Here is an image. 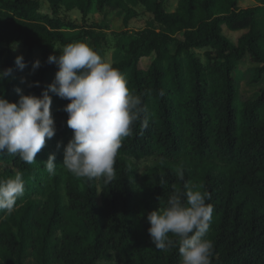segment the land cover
<instances>
[{
  "label": "trees",
  "instance_id": "obj_1",
  "mask_svg": "<svg viewBox=\"0 0 264 264\" xmlns=\"http://www.w3.org/2000/svg\"><path fill=\"white\" fill-rule=\"evenodd\" d=\"M43 1L49 13L39 0H0V71L13 69L0 82V97L17 102V88L39 97L58 71L48 57L59 56L69 43L89 40L106 60L108 26L85 23L95 3L99 12L122 14L125 27L140 13L150 16L142 30L113 34L111 55L130 91L141 96L148 126L141 130L137 122L123 139L111 181L77 178L63 167L73 136L63 111L70 101L49 93L56 134L35 162L0 154V179L20 172L25 182L14 209L0 211V264L29 258L34 264H182L178 248L152 245L146 216L165 207L186 182L211 194V264H264V88L250 99L236 77L248 59L254 66L243 74L246 83L264 78V0L247 9L238 0H178L173 12L166 11L165 0ZM73 10L82 24L60 16ZM222 26L249 30L232 44ZM14 41L27 51L23 71L9 47ZM34 50L41 62L36 72ZM35 82L40 86L29 87ZM52 154L55 175L44 165ZM145 158L156 164L138 184L131 159Z\"/></svg>",
  "mask_w": 264,
  "mask_h": 264
},
{
  "label": "clouds",
  "instance_id": "obj_2",
  "mask_svg": "<svg viewBox=\"0 0 264 264\" xmlns=\"http://www.w3.org/2000/svg\"><path fill=\"white\" fill-rule=\"evenodd\" d=\"M19 41L9 47L16 51ZM15 66L23 71L27 64L22 55L17 56ZM48 63L58 67L54 81L39 97L15 91L19 100L15 103L0 97V154L18 155L26 163L45 146L46 139L56 134L51 114L52 96L69 100L63 111L68 114L67 126L73 136L64 147L63 167L77 178L114 177L115 158L124 138L132 134L139 122L146 129L148 120L142 114V99L134 95L128 80L112 63L87 42H73L62 47L60 55H50ZM36 60L32 71L39 69ZM13 69L0 71V82L12 76ZM24 79L21 83H24ZM39 87V82L29 87ZM163 94V93H161ZM61 147L57 144V149ZM56 157L49 155L44 163L47 172L55 175ZM181 179L183 177L181 176ZM25 182L17 172L13 177L0 179V211L11 212L17 200L23 196ZM211 194L186 182L183 190L174 191L166 206L149 212L148 234L152 245L166 251L178 248L182 264H211L213 244L206 238L213 216ZM172 237H175L173 239Z\"/></svg>",
  "mask_w": 264,
  "mask_h": 264
},
{
  "label": "rangeland",
  "instance_id": "obj_3",
  "mask_svg": "<svg viewBox=\"0 0 264 264\" xmlns=\"http://www.w3.org/2000/svg\"><path fill=\"white\" fill-rule=\"evenodd\" d=\"M261 0H238L239 7L241 9H247L254 6H259ZM41 9L43 13H49L50 8L49 5L43 1L39 0ZM178 0H165V8L167 12H173L176 8ZM141 12V11H140ZM60 16L66 20V22H77L79 24H82L81 15L77 10H73L70 12H61ZM151 22L150 16L148 14L140 13L139 16L133 20H131L128 25L125 27L123 24V15L119 14L116 15L115 13H112L108 10H103L99 12L96 9L95 3L92 4L91 8L88 11L87 18L85 19V23L90 25L92 23L95 24H104L108 26V30L104 31V35H106V39L108 41V45L105 47V58L110 63H113L111 55H112V47L114 45V42L112 40V36L115 33H121L126 31H138L142 30L147 26V24ZM247 29H243L240 31H229L226 26H222V35L225 36L232 44H236L238 39L246 34L248 32ZM84 42H87L91 45L89 40H85ZM3 48V46L0 45V49ZM211 50L210 48L204 49V50H198L196 51L197 54H202L204 51ZM14 52V51H13ZM16 56L22 55L23 57L26 56L27 51L22 46H19V48L14 52ZM39 60L40 61V54L37 51H33V63ZM145 63V61H144ZM248 59H246L243 63L240 64L239 71L236 72V77L241 81L240 83V91L242 95L245 97H248L250 99H255L259 95V91L264 88V78L261 82L258 84H252L249 85L246 83L243 74L253 67ZM36 72V70L34 71ZM25 84L27 83V79L24 80ZM131 162L136 167V174H137V183L139 184L142 180V178L146 175V173L155 166L156 160L154 158H145V159H131ZM66 169V168H65ZM67 170V169H66ZM63 195V193H62ZM64 202L66 203V199L63 195ZM33 199L38 201H43V198H41L40 195L33 196ZM25 264H34L33 260L31 258L27 259ZM102 264H116L115 261L111 262H103Z\"/></svg>",
  "mask_w": 264,
  "mask_h": 264
}]
</instances>
